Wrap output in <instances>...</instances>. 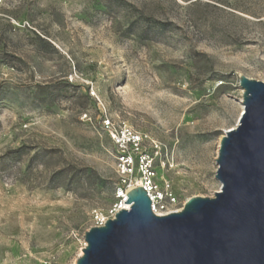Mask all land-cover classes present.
<instances>
[{
    "label": "rangeland",
    "instance_id": "rangeland-1",
    "mask_svg": "<svg viewBox=\"0 0 264 264\" xmlns=\"http://www.w3.org/2000/svg\"><path fill=\"white\" fill-rule=\"evenodd\" d=\"M241 75L264 81V0H0V264H76L147 165L178 207L214 196Z\"/></svg>",
    "mask_w": 264,
    "mask_h": 264
},
{
    "label": "water",
    "instance_id": "water-1",
    "mask_svg": "<svg viewBox=\"0 0 264 264\" xmlns=\"http://www.w3.org/2000/svg\"><path fill=\"white\" fill-rule=\"evenodd\" d=\"M244 110L219 147L214 196L158 215L144 186L85 233L76 264H264V81L240 76Z\"/></svg>",
    "mask_w": 264,
    "mask_h": 264
},
{
    "label": "built area",
    "instance_id": "built-area-1",
    "mask_svg": "<svg viewBox=\"0 0 264 264\" xmlns=\"http://www.w3.org/2000/svg\"><path fill=\"white\" fill-rule=\"evenodd\" d=\"M115 140L118 143V145L124 150L125 148L129 149L130 145L135 146L134 144L138 142V139H136L132 133L126 131L123 133V135H116ZM121 160L123 162L122 167V173L127 174L128 169L134 165V158L133 155H131L128 152L124 151V153L121 154ZM145 163V161H144ZM146 172V182L147 186H144L151 197L152 200V209L153 211L158 215H167L173 212L180 211L182 208L178 207V200L175 196L172 194H168L166 200H164V193L163 192H155L154 187V180L153 182H150V176L153 175V171L151 170V166L145 167ZM123 185L118 187L117 190V196L120 198V204L122 201H124L125 196L123 192H129L130 188L134 186V183L132 181L123 180ZM152 193V194H151ZM127 199V198H126ZM120 204L117 206V208L113 211V215L111 217H114L115 214L121 209ZM111 217H105L100 213H97L96 218V224L95 225H103L105 224L106 220Z\"/></svg>",
    "mask_w": 264,
    "mask_h": 264
},
{
    "label": "bare ground",
    "instance_id": "bare-ground-1",
    "mask_svg": "<svg viewBox=\"0 0 264 264\" xmlns=\"http://www.w3.org/2000/svg\"><path fill=\"white\" fill-rule=\"evenodd\" d=\"M243 110H244V105L242 106L241 113L243 112ZM241 113H240V115H241ZM150 182H152V180H150ZM136 186H146L148 188L147 182L144 181V180H138V181H136L134 183V186L133 187H136ZM133 187H131L129 190H131ZM123 194L125 196V199H124V201L121 202L120 208H128L130 206V204L129 203H125V201H127V199H126L127 198V192L125 191V192H123ZM82 252L83 251H81L80 255L82 254Z\"/></svg>",
    "mask_w": 264,
    "mask_h": 264
}]
</instances>
